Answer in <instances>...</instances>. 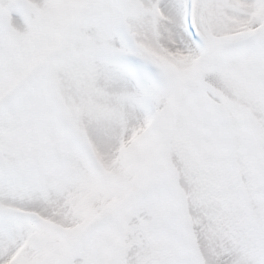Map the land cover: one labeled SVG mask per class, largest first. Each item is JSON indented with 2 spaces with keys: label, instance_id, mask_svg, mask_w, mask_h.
Wrapping results in <instances>:
<instances>
[{
  "label": "snow or ice",
  "instance_id": "6c2138e0",
  "mask_svg": "<svg viewBox=\"0 0 264 264\" xmlns=\"http://www.w3.org/2000/svg\"><path fill=\"white\" fill-rule=\"evenodd\" d=\"M0 264H264V0H0Z\"/></svg>",
  "mask_w": 264,
  "mask_h": 264
}]
</instances>
